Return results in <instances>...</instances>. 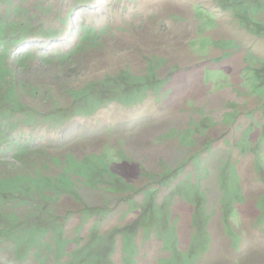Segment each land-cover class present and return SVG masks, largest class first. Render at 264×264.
Listing matches in <instances>:
<instances>
[{"label": "rangeland", "instance_id": "1", "mask_svg": "<svg viewBox=\"0 0 264 264\" xmlns=\"http://www.w3.org/2000/svg\"><path fill=\"white\" fill-rule=\"evenodd\" d=\"M0 264H264V34L218 0H0Z\"/></svg>", "mask_w": 264, "mask_h": 264}, {"label": "trees", "instance_id": "2", "mask_svg": "<svg viewBox=\"0 0 264 264\" xmlns=\"http://www.w3.org/2000/svg\"><path fill=\"white\" fill-rule=\"evenodd\" d=\"M220 6L232 10L239 16L240 24L250 33L255 35L264 34V23L258 21L256 13L264 9L261 0H218Z\"/></svg>", "mask_w": 264, "mask_h": 264}]
</instances>
